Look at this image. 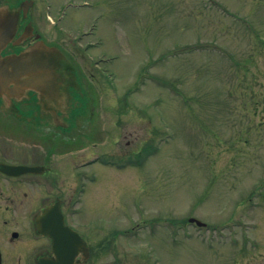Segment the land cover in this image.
Masks as SVG:
<instances>
[{"label": "rangeland", "instance_id": "1", "mask_svg": "<svg viewBox=\"0 0 264 264\" xmlns=\"http://www.w3.org/2000/svg\"><path fill=\"white\" fill-rule=\"evenodd\" d=\"M32 6L40 32L95 95L92 133L57 158L65 170L94 171L85 188L107 179L114 224L140 218V250L128 245L118 264H264V189L254 190L264 185V0Z\"/></svg>", "mask_w": 264, "mask_h": 264}, {"label": "flooded vegetation", "instance_id": "2", "mask_svg": "<svg viewBox=\"0 0 264 264\" xmlns=\"http://www.w3.org/2000/svg\"><path fill=\"white\" fill-rule=\"evenodd\" d=\"M26 2L0 0L4 6L0 36L7 39L0 43L4 57L44 37L32 10L24 12ZM17 6L22 9L19 15ZM75 90L72 87L73 95ZM15 94L10 100L0 96V165L26 164L40 169L16 174L0 167V264H103L98 259L103 256L104 264H118L119 255L128 253V245L137 242L140 246V229L130 233L128 227L114 224L111 212L116 203L111 200L113 191L107 179L98 188H85L81 181L91 178L94 171L88 175L83 169L65 170L63 159L57 158L64 147L78 145L90 136L96 105H46L45 96L33 90ZM66 117L90 120L82 131L70 127ZM74 171L73 185L64 186L67 173ZM103 184L106 190L101 196L108 198L104 211L108 221L101 224L96 211L102 201H96V193ZM51 233L58 234V239Z\"/></svg>", "mask_w": 264, "mask_h": 264}, {"label": "water", "instance_id": "3", "mask_svg": "<svg viewBox=\"0 0 264 264\" xmlns=\"http://www.w3.org/2000/svg\"><path fill=\"white\" fill-rule=\"evenodd\" d=\"M2 27L0 22V34H2ZM6 41L7 39L0 36V43L5 44ZM2 51L0 47V96L10 100L16 95L15 93L26 95L29 90H33L40 97L45 96L48 101L45 102L46 105L54 103L67 106L70 104V87L76 84L79 89V83L74 67L56 46L40 41L7 57L3 56ZM1 168L20 173L38 167L6 164ZM195 221L203 224L197 219ZM54 236L57 239L58 234Z\"/></svg>", "mask_w": 264, "mask_h": 264}]
</instances>
